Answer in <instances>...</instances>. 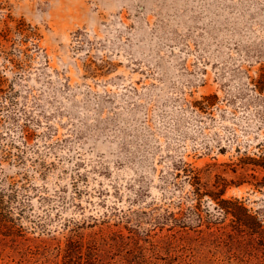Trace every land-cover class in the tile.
Returning <instances> with one entry per match:
<instances>
[{"label":"rangeland","instance_id":"obj_1","mask_svg":"<svg viewBox=\"0 0 264 264\" xmlns=\"http://www.w3.org/2000/svg\"><path fill=\"white\" fill-rule=\"evenodd\" d=\"M264 0H0V264H264Z\"/></svg>","mask_w":264,"mask_h":264},{"label":"trees","instance_id":"obj_2","mask_svg":"<svg viewBox=\"0 0 264 264\" xmlns=\"http://www.w3.org/2000/svg\"><path fill=\"white\" fill-rule=\"evenodd\" d=\"M254 165L260 166L264 169V151L259 160L254 161ZM235 221L239 227L248 230L251 235H258L264 241V222L259 220L256 216L250 214L247 209L244 208L242 215H236L233 213Z\"/></svg>","mask_w":264,"mask_h":264}]
</instances>
